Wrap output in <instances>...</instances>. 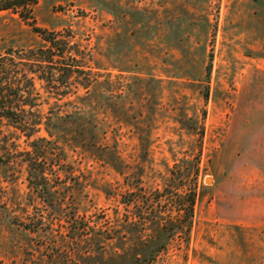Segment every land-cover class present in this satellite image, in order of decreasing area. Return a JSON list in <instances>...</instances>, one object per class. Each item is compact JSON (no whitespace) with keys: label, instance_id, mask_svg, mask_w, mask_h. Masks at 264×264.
I'll use <instances>...</instances> for the list:
<instances>
[{"label":"rangeland","instance_id":"374dc122","mask_svg":"<svg viewBox=\"0 0 264 264\" xmlns=\"http://www.w3.org/2000/svg\"><path fill=\"white\" fill-rule=\"evenodd\" d=\"M36 28L67 42L53 63ZM5 52L25 90L12 100H28L31 70L44 76L34 75L35 136H47L56 101L62 113L84 108L79 146L68 134L61 145L69 178L82 182L77 217L90 229L77 252L65 219L54 217L49 235L23 228L40 204L19 155L0 167V264H264V171L255 168L264 154L236 151L237 127L264 115V0H0ZM63 64L87 75L63 82ZM53 87L79 97L56 100ZM1 129L11 152L30 150L22 133ZM98 226L126 238L93 255Z\"/></svg>","mask_w":264,"mask_h":264},{"label":"trees","instance_id":"16d2710c","mask_svg":"<svg viewBox=\"0 0 264 264\" xmlns=\"http://www.w3.org/2000/svg\"><path fill=\"white\" fill-rule=\"evenodd\" d=\"M14 4L15 3L10 4V6H5L4 9H10V7ZM36 29L45 35L44 41L46 42V45L39 49V51L46 54L45 57L47 59L44 60V62L53 63L52 57L55 55L53 53L56 51L63 52L67 42L57 38L54 33H45L38 30V28ZM32 52L37 54V50H32ZM63 65L64 66H61L59 73V77H61L60 79H62L63 82L68 83V81L72 78L87 75V73L81 70L78 65ZM31 71L33 74L29 77L27 76V81L30 84L27 89L28 100L24 102L20 100H12V98L22 95L25 90H23L20 85L16 83L18 80V72L16 64L10 56V52L0 54V99H2V101L0 100V135L2 134L1 124L5 123L22 133L29 141L28 146L30 147V150L25 152H18L17 150V152H11V149L6 144L5 138L7 135H3V138H0V167L7 166L9 164L14 165L20 160L19 157L23 156L22 161L25 162L27 166L28 188L30 192L35 195V199L38 200V204H40L35 211V215L30 216L31 218L29 219V222L26 223L23 228L33 234L49 235L51 234V227L53 226L51 220H53L54 217L59 221L65 219L64 221L69 227L66 234L68 237L73 239L72 244L75 245L74 247L78 252V250H82V247L80 249L79 247L86 244V240L84 238L88 235L86 231H89L90 228L87 224L83 223L81 218L78 219L77 217L79 209L77 203L82 191V182L79 180V177L69 178V172L67 171V169L70 168L68 167V154L64 151L63 146L61 145V143H63L61 139H64L66 134H68L71 136L68 143H71L70 145H73L75 148L79 146L78 144L75 145L76 141H78L75 134L78 132V128L82 126L80 125L79 120L76 119V115L78 113L81 114L83 111L82 109L84 108H78L76 106L75 108H78L79 110H75L74 112L66 111V113H62V105L56 101L55 105L50 108L49 114H47L46 121L44 123L47 136H35L43 122L39 113L35 110V108L39 105V93L36 91L33 84L35 79L34 75L40 79H44V76L34 74L36 73V70ZM56 75L57 74H52L50 72L49 76L46 78L51 80L52 77H55ZM87 81L89 82L84 86L86 96L83 100L90 99L92 95L90 78H87ZM49 92L53 95V97H56V100L72 96L76 98L79 97L78 92L69 87L64 90L53 87L49 90ZM73 102L74 100L68 99L64 101L63 104L68 105ZM68 128H71L70 132L73 133L67 132ZM74 128L76 130H74ZM68 179L73 181V183L77 182L75 184L77 188H72ZM195 200L196 193L194 192L192 195L188 196L190 210H193ZM146 220H150V218H147ZM138 223L139 222L137 220L134 225L138 226ZM148 223L150 224L151 222L149 221ZM57 226L59 225L57 224ZM122 233L121 229L115 231H112L111 229L110 232H107V230L98 226L94 234L95 236L91 238L92 240H89L92 241L91 243L95 248L93 255L96 253L99 254V252L107 246L108 242L125 239L126 236ZM137 234L143 241L144 236L139 233ZM46 243L47 242L40 244L39 247L43 246L42 249L44 250L47 249L48 245H52L51 243L48 245ZM57 244H60L59 240L58 242L56 240L53 242V245H56V247ZM52 247L55 248L54 246ZM82 255L84 256V254ZM43 256L44 255H42V257ZM53 256L55 257V260L52 259ZM58 256V254L51 255L48 260L51 263H55L54 261L57 260L56 258ZM92 256L90 255V257ZM79 257L81 258V255H79Z\"/></svg>","mask_w":264,"mask_h":264},{"label":"crops","instance_id":"0c3cea01","mask_svg":"<svg viewBox=\"0 0 264 264\" xmlns=\"http://www.w3.org/2000/svg\"><path fill=\"white\" fill-rule=\"evenodd\" d=\"M254 126L249 121H246V125L237 127L238 134V145L236 147L237 153L241 155L247 154H264V115L253 116ZM257 119V120H256ZM259 120V121H258ZM250 123V125H248ZM249 129V133L245 134L243 130ZM255 162V159H254ZM257 170L264 171V158L259 157L257 166H255ZM257 194H259V190H257ZM242 197V195H241ZM263 201V199H262ZM260 221V220H259Z\"/></svg>","mask_w":264,"mask_h":264}]
</instances>
